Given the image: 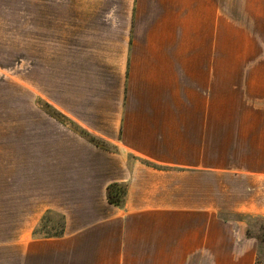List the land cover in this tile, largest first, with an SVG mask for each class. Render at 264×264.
<instances>
[{"label":"crops","instance_id":"0c3cea01","mask_svg":"<svg viewBox=\"0 0 264 264\" xmlns=\"http://www.w3.org/2000/svg\"><path fill=\"white\" fill-rule=\"evenodd\" d=\"M22 15L18 120L16 55L0 40L7 264L17 247L25 264H254L264 0H24ZM225 63L258 66L224 74ZM112 182L125 185L121 206L106 198ZM47 211L63 217L62 235L33 238Z\"/></svg>","mask_w":264,"mask_h":264},{"label":"rangeland","instance_id":"374dc122","mask_svg":"<svg viewBox=\"0 0 264 264\" xmlns=\"http://www.w3.org/2000/svg\"><path fill=\"white\" fill-rule=\"evenodd\" d=\"M24 0H0V12H6L4 15H7V18L10 22L8 37L0 36V40L7 41V47H9L10 52L14 51L16 55V60L11 64V71L15 72L16 76V118L18 120L19 116L23 114L24 102V92L22 88L23 81V23H22V11H23ZM3 15H1L2 17ZM2 32V31H0ZM8 38V39H7ZM2 65V64H1ZM10 65V64H9ZM13 65V68H12ZM7 66V65H6ZM258 64H224V74H253V70L257 67ZM257 74H264V70L256 72ZM226 83L232 82L229 79H225ZM38 100H36L37 102ZM39 105V104H38ZM43 107V106H42ZM46 111L49 109L44 108ZM51 112V111H50ZM52 113V112H51ZM18 122V121H17ZM61 218L58 214L46 216V220L43 222V227L39 228V233H54L57 230V227L60 225ZM39 223V222H38ZM249 228L248 232L253 236L257 242V252L255 255L254 264H264V214L256 215L249 217L247 221ZM33 229L34 231L37 229ZM32 233V236H33ZM37 237V236H35ZM33 237V238H35ZM17 247L16 252V263L15 264H25L22 259V256L18 254V251H21ZM36 264H52L51 261L43 262L44 256ZM43 262V263H42ZM236 263V262H234ZM0 264H7V256H0ZM12 264V263H11ZM26 264H34V262H27Z\"/></svg>","mask_w":264,"mask_h":264},{"label":"trees","instance_id":"16d2710c","mask_svg":"<svg viewBox=\"0 0 264 264\" xmlns=\"http://www.w3.org/2000/svg\"><path fill=\"white\" fill-rule=\"evenodd\" d=\"M37 104H39L40 106H43V108L49 109L47 107V105L43 104L40 100L37 101ZM52 114L55 116V118H57L63 124L69 126L71 129H73L78 134H80L81 136H83L84 138L89 140L91 143H93L97 146H100L101 148H104V149L110 148L108 143H106L105 141H103V140H101L95 136L90 135L89 133L85 132L82 129H79L78 127H76L71 121H69L63 115H61L59 113H55V112H52ZM125 194H126V188H125V185L122 183L112 182L106 188V198H107L108 202L113 204V205H116V206H121L123 204ZM53 214H56V213H54L52 211L45 212V214L42 216L41 220L37 224V227H36L37 229L33 233L34 237L35 236H37V237H57V236L62 235L63 229H64V219L61 215H60L61 222H60V225L57 227L56 232H54V233H45V232L39 233V231H38L39 228L43 227L42 225H43V222L46 220V216L53 215Z\"/></svg>","mask_w":264,"mask_h":264}]
</instances>
